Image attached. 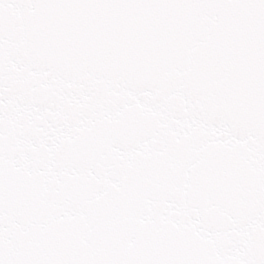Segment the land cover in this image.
Listing matches in <instances>:
<instances>
[{
  "label": "snow or ice",
  "instance_id": "1",
  "mask_svg": "<svg viewBox=\"0 0 264 264\" xmlns=\"http://www.w3.org/2000/svg\"><path fill=\"white\" fill-rule=\"evenodd\" d=\"M0 264H264V0H0Z\"/></svg>",
  "mask_w": 264,
  "mask_h": 264
}]
</instances>
